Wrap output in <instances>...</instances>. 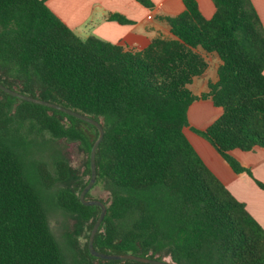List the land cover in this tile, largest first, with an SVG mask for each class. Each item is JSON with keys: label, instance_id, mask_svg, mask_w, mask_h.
Returning a JSON list of instances; mask_svg holds the SVG:
<instances>
[{"label": "trees", "instance_id": "obj_1", "mask_svg": "<svg viewBox=\"0 0 264 264\" xmlns=\"http://www.w3.org/2000/svg\"><path fill=\"white\" fill-rule=\"evenodd\" d=\"M46 1L0 0V82L55 98L103 126L96 185L108 201L94 248L159 260L168 254L171 264H264V228L185 134L193 102L211 99L221 115L193 131L236 173L249 170L233 150L264 148V25L252 1L213 0L207 18L196 0H184L185 11L167 19L175 39L155 38L140 49L82 39ZM200 50L216 53L222 64L218 81L197 97L190 86L209 67ZM34 132L79 142L89 155L100 135L88 122L0 89V264H71L44 198L68 179L69 165L64 159L29 164ZM88 166L91 175L90 158ZM56 198L92 231L99 206L84 205L66 189ZM86 198L93 200L90 193ZM73 264L144 263L94 257L88 243Z\"/></svg>", "mask_w": 264, "mask_h": 264}, {"label": "crops", "instance_id": "obj_2", "mask_svg": "<svg viewBox=\"0 0 264 264\" xmlns=\"http://www.w3.org/2000/svg\"><path fill=\"white\" fill-rule=\"evenodd\" d=\"M149 1L150 5L137 0H47L46 3L82 39L95 36L113 44L140 49L155 38L175 39L167 19L185 11L184 0ZM196 1L205 17L210 18L214 14L213 0ZM251 1L264 25V0ZM150 14L152 18L148 19ZM200 51L206 57L209 67L190 86L193 94L199 97L209 91V83L218 81L217 72L222 64L216 53ZM199 100L206 101V109L196 113L193 117L195 124L191 122V126L185 128L187 138L208 168L235 198L246 205L249 213L264 228V190L257 184V181L264 184V148L255 147L251 151L233 150L231 155L249 170L236 173L207 140L196 133L189 134L195 125L205 130L221 115L220 108L211 107L214 106L211 99ZM196 101L189 109V120L192 119V109Z\"/></svg>", "mask_w": 264, "mask_h": 264}, {"label": "rangeland", "instance_id": "obj_3", "mask_svg": "<svg viewBox=\"0 0 264 264\" xmlns=\"http://www.w3.org/2000/svg\"><path fill=\"white\" fill-rule=\"evenodd\" d=\"M199 99H197L198 101L194 103L196 105L192 109V119L189 120V125L187 128L191 126V122L195 124L193 122V117L196 115V113L204 111L202 109H206V106H204L207 105L204 104L206 101ZM50 100L57 102V99L55 98H50ZM211 107L213 108L215 106ZM193 128L202 130L196 125ZM193 128L189 134L196 133L193 131ZM33 136L34 138L32 140L27 159L29 164H32L37 160H44L48 164L52 165V163L56 160L64 159L69 165L68 179L64 182L55 184L51 189L44 192V198L48 208L53 231L60 242L66 260L73 264L84 258L85 250L91 235L90 223L84 222L78 215L67 212L62 207H60L57 203L56 197L57 194L63 189L81 195L82 191L85 189L91 179L88 168L90 155L83 150L79 142L67 141L65 139H53L48 134L43 132H34ZM204 139L207 140L206 138ZM212 147L214 148L213 145ZM88 193H90V197L92 199L102 201L103 203L108 201V193L102 188L101 185H96V181L89 189L87 194ZM163 259L172 263V258L168 254H165ZM94 263H98V261H95Z\"/></svg>", "mask_w": 264, "mask_h": 264}, {"label": "water", "instance_id": "obj_4", "mask_svg": "<svg viewBox=\"0 0 264 264\" xmlns=\"http://www.w3.org/2000/svg\"><path fill=\"white\" fill-rule=\"evenodd\" d=\"M0 89L3 90L4 92L14 96V97L20 98L22 100L29 101V102H32L35 104L44 105V106L50 107L52 109H56V110H59V111L66 113V114L72 115L78 119H81L85 122H88V123L94 125L99 130L100 135H99L98 139L95 141L93 148L91 150V155H90L91 179H90V182L88 183V185L85 187V189L82 191V193L80 195V199L84 205H86V206L97 205L102 210L98 220L96 221V223H95V225L91 231V235H90V239H89V249H90L92 255L94 257L104 259V260H132V261H137V262L144 263V264H171L170 262L165 261V260H159L156 258H149V257H142L139 255H134V254L101 253L94 248V245H93L94 237H95V235L99 229V226H100L102 220L104 219V217L106 215L107 207H106L105 203H103L102 201L95 200V199H93V200L87 199L86 194L89 191V189L93 186V184L95 183L96 177H97L96 164H95L96 151H97L98 145L100 144V142L104 136V128L101 125V123L96 121L95 119L79 112V111L73 110L71 108L65 107V106L57 104L55 102H51V101L44 100V99L37 98V97H31L29 95H25V94H22L18 91L12 90V89L4 86L1 82H0Z\"/></svg>", "mask_w": 264, "mask_h": 264}, {"label": "built area", "instance_id": "obj_5", "mask_svg": "<svg viewBox=\"0 0 264 264\" xmlns=\"http://www.w3.org/2000/svg\"><path fill=\"white\" fill-rule=\"evenodd\" d=\"M152 18V15L150 14V15H148V19H151Z\"/></svg>", "mask_w": 264, "mask_h": 264}]
</instances>
